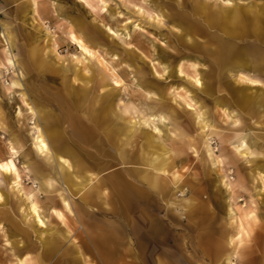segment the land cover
<instances>
[{
  "label": "bare ground",
  "instance_id": "bare-ground-1",
  "mask_svg": "<svg viewBox=\"0 0 264 264\" xmlns=\"http://www.w3.org/2000/svg\"><path fill=\"white\" fill-rule=\"evenodd\" d=\"M129 1L137 11L153 13L152 19L156 23L167 17L173 28L182 27L181 34L176 35L182 41L191 39L190 45L193 48L198 46L197 38L200 36H206L208 33L214 35L208 32V28H213L214 22L220 24L215 32L219 33V61L222 68L248 69V73L238 71L236 77L249 86H235L226 81L229 93L245 103L253 101L264 106L263 92L257 94L255 92L259 88L255 91L251 88L262 84L261 75L257 73L264 74V71L259 69L264 68V63L257 64L247 59L244 47L237 44V40L245 41L249 32L256 37L264 33V3L258 4L257 1L260 0H253L254 3L240 5L237 0H216L230 7L218 6L212 9L208 4L198 2L192 5V11L200 20L190 26L176 16V10L160 0ZM173 1L175 6L183 8V0ZM33 4L35 5V1ZM53 7L57 13L63 9L57 0H54ZM39 24L34 26L33 37L36 41L43 38L45 45L41 51L50 57L53 54L49 46L50 38L47 30ZM80 24L81 21L75 20L76 26ZM136 27L140 28V23L130 27L123 26L120 33L109 30L115 36L126 38ZM68 34L84 54V60L93 62L92 65H84L78 60L79 64H83L79 67L68 59H63L58 64L55 56L40 59L42 66L47 65L45 71H53L59 67L64 71L62 81L54 88L52 98L58 105L62 118L51 108L39 106L42 103L40 100L29 101L21 88L18 75L9 82H2L3 93L9 101H17L16 98H20L14 116L18 121L24 116L32 120L29 126L26 125L28 127L25 129V138L20 132L9 131V156L0 158V205L10 206V209L0 208V229L4 230L6 225L9 234L6 242L12 240L11 246L22 251L16 257L17 264H44L40 253L29 257L26 252L28 248L31 249L30 229L33 228L37 235H40L44 229L39 226L49 225L52 215L61 223H65V212L72 213V205H76L71 198L72 188V191L79 194L82 202L74 209L83 228L88 208L96 204L101 197L103 203L107 204L110 187L117 192V205L125 215L123 225L134 235L137 252L132 248L131 239L117 236L114 232L101 241L89 239L92 243H101L103 251L95 249V246L84 251L73 238L70 244L73 248L72 258L67 264H217L219 261L220 264H254V246L250 241H255L259 231H264V211L253 196H250L248 206L236 203V188L239 185L228 179L223 173V166L229 160L248 165L255 179L264 182V151L260 150L261 138L251 134L246 128L236 127L233 130L235 133L226 139L229 153L216 154L210 144L211 136L219 134L217 127L201 103L198 102V106L194 107L193 120L200 130L198 147L202 145L203 157L215 168L225 200L224 223L215 233V220L210 214L209 197L204 203L192 194L190 198L186 197L177 203L170 201L169 184L181 192L185 191L183 151L195 147L192 146L191 140L184 137L186 131L166 114L165 101L156 97L151 90H146L143 96H133L124 102L118 97L119 94L111 92V89L119 92L124 84L123 79L109 61L97 55L93 49L96 42L87 36V31L78 27L76 30L70 29ZM1 36L5 46L2 49L0 68L18 67L20 76H24L25 68L12 54L14 36L10 25L5 22ZM213 39V36L208 37L202 43L203 47H210L209 42ZM167 48L172 49L173 46L169 45ZM36 50L37 48H34L33 53ZM194 51L197 50L174 55L166 52L161 60L164 68H177L178 74H182L181 68H194L195 83L200 91H205L197 69L201 58L197 56L198 52L193 53ZM87 70L90 71L89 76L84 75ZM109 81L112 86L110 90H106L111 85ZM36 96L44 99L43 95L38 93ZM221 102L220 98H216L215 104ZM222 115L225 120H230L233 126L240 124L239 117L225 111ZM63 123L67 124L64 128L61 127ZM0 126L7 131L1 109ZM15 158L20 160L26 175H31L33 184L28 189L23 186L21 171ZM114 164L125 167H122L123 170H112L105 176L98 177L101 171L108 170ZM94 168H99V173L92 172ZM61 181L67 186L68 192ZM4 188H7L8 192ZM39 194L44 196L43 200ZM159 203L169 204L168 206L174 208V213L166 214L170 226L165 232L162 231V225L166 224V220L158 215ZM15 204L21 213L24 226L13 219L10 210ZM50 228V238H39L42 256L53 254L59 249L60 237L69 239V228L59 230L55 225ZM168 231H171V237ZM20 242L23 243L22 246H18ZM168 242H171L170 248H163V244ZM161 250L164 255H161ZM92 251L94 263L86 255V252ZM129 256L132 258L126 260Z\"/></svg>",
  "mask_w": 264,
  "mask_h": 264
},
{
  "label": "rangeland",
  "instance_id": "rangeland-1",
  "mask_svg": "<svg viewBox=\"0 0 264 264\" xmlns=\"http://www.w3.org/2000/svg\"><path fill=\"white\" fill-rule=\"evenodd\" d=\"M34 1L35 5L33 4ZM57 1L63 6L60 13L54 10V0H0V60L3 59L2 49L5 46L4 39L1 36L3 22H5L10 25L14 36L12 54L22 63L26 72L24 76H20L18 67L13 69L0 68V109L2 111L4 125L7 126V131L0 126V158L9 156V131L14 130L20 132L24 137L25 129L32 121L28 116H24L19 121L14 116L15 109L20 103V98L17 97V101H9L3 93L2 82H9L11 78L18 75L17 78L21 83V88H23V92L29 101L33 100L36 102L40 100L42 103L39 106L43 105L44 108H51L62 118V114L57 108L58 105L52 98L55 92L54 88H57L62 81L64 71L60 67L53 69V71H45L44 68H47V65L46 67L42 66L40 59L44 57L49 59L55 56L58 64L63 59H68L69 62L77 63L79 67L83 64L92 65V60H84V54L72 42L68 34L70 29L76 30L78 27H81L87 31V36L96 42V46H93V49L96 50L97 55L109 61L124 81L119 92L111 89V81H109L111 85L106 90L111 89L112 93L119 94L118 97L124 102L129 101L133 96H143L144 91L151 90L152 93H155L156 97H161L165 101V111L168 117L186 131L184 137L191 140L192 146L195 148H186L183 151L182 160H184L183 165L185 168L182 171L185 172L184 180L186 182L183 186V190L185 191L181 192L174 185L169 184L171 187L170 201L177 203L186 197L190 198L192 194L204 203L209 197L211 206L210 214L215 220L213 229L217 233L219 231L218 228L224 223L225 200L223 198L222 187L219 183V177L215 173V168L210 166L203 157L202 145L198 147L200 130L193 120L194 107L196 108L198 106V102L201 103L202 107L210 113L212 123L217 127L219 134L211 136L210 144L216 154L220 152L229 153L230 149L226 139L235 133L233 130L236 127L246 128L251 134L261 138L260 143L262 148L260 150L264 151V106L253 101L245 103L239 100L236 96L229 93L225 85L226 81H229L230 84L235 86H249L246 82H242L236 77L238 71L248 73V69L241 68L242 70H238L239 68L236 67L222 68V64L219 61L220 40L217 36L219 33L215 32L220 24L214 22L212 24L213 28H208V32L214 35L208 33L206 36H200V38H197L199 42L198 46L193 48L190 45L192 42L191 39L182 41L176 35L181 34L182 27L179 29L173 28L167 17L160 23H156L152 19L154 18L153 13L149 14L147 12L141 13L137 11L129 0ZM160 1L176 10V16L180 17L184 21V24L190 26H194L200 20L199 16L195 15L192 11V5L198 2L206 3L212 9L218 6L230 7V5H225L216 0H183V8L175 6L173 0ZM179 1L181 2V0ZM236 2L240 5L254 3L253 0H237ZM257 3L263 4L264 0L257 1ZM75 20L81 21L80 26L75 25ZM38 23L47 30L50 38L49 46L53 50V54L50 57L45 55L44 51H41L45 45L43 38L36 41L33 37L34 26ZM136 23H140V28H134L130 36L126 38L115 36L109 30L112 29L120 33L123 26L130 27ZM210 36L214 37L209 42L211 46L203 47L202 43ZM237 44L239 47H244L247 59L253 60L257 64L264 63V33L256 37L253 33L249 32L246 40H237ZM169 45L173 46V48L168 49L167 46ZM34 48H37L35 53H33ZM193 49L197 50L193 53L198 52L197 56L199 55L201 58V64L197 69L200 73L199 76H201L205 91H200L195 83L194 76L196 72L194 68H181L183 72L182 74H178L177 68H164L161 60L166 55V52L174 55L181 52L191 53ZM163 50L166 51L164 52ZM78 60H81L83 64H79ZM259 69L264 71V68ZM257 74L261 75L260 79L262 84L251 88L254 91L259 88L255 93L258 94L262 91L264 96V74ZM84 75L89 76L90 71L87 70L84 72ZM75 85L79 86V84ZM34 91L35 97H33ZM37 93L43 95L44 99L38 98L36 96ZM216 98H220L222 102L215 104ZM148 102L152 101L148 100ZM223 111L239 117L240 124L233 126L230 120H225L222 115ZM66 125V123H63L61 127L64 128ZM27 145L24 147V150ZM194 149L198 151L195 152ZM15 160L21 171L23 186L28 189L33 184L31 175H26L27 173L23 170L18 158H15ZM262 160L264 163V158ZM111 167L100 173L98 172L99 168H94L91 171L99 173L98 177H101L112 170H123L122 167H125V165L114 164ZM223 168V173L227 175L228 179L239 185L236 188V203L238 205L248 206L251 199L250 196H253L258 202V206L264 211V182L260 179H255L252 171L250 172L249 170L250 167L229 160L227 164H224ZM62 184L68 192L67 186L64 183ZM4 189L8 192L7 188ZM72 189L71 198L76 205H72V213L65 212V223H61L58 218L52 215L49 225L39 226V228L44 229L40 235H37L36 230L33 228L30 229L29 245L31 249L28 248L26 250L29 257L36 256L40 253L44 264H67V261L72 258L73 248L70 244L73 238H75V243L80 246V249L84 251H86V248L93 246H95V249L103 251L104 249L100 247L101 243H92L91 241L95 239L101 241L103 238L110 236L112 232L117 236L131 239L130 243L133 245L132 248L135 253L137 252L134 235L128 232V227L124 228L125 215L119 210L117 205L119 201L116 197V190H111V187L109 188L110 197L108 198V202H106L107 204L103 203L101 197V199L97 200L96 204L88 208V212L85 214L86 218L84 217L85 223H83L82 228V223H79V218L74 209L82 202L79 194H76ZM39 196L43 200L44 196L42 194H39ZM55 201L58 203L56 198ZM54 204L55 202H53ZM168 205L159 203L160 212L158 215L166 220V224L163 223L162 225L163 232L170 226L166 214L170 215V212L171 214L174 213V210H172L174 208ZM60 206L58 204L59 208H61ZM1 207H8L10 209L8 204L0 205ZM10 211H12L14 221L24 226L21 220V213L17 210L16 204ZM131 217L134 218V215L131 214ZM81 220L83 221L84 219L81 218ZM183 222L185 223V219H183ZM54 225L59 230L69 228V239H62L60 237L61 243L59 249L53 254L42 256V244L39 238H46V240L50 238V233L52 232L50 227ZM167 233L171 237V231ZM263 233V230L259 231L256 240L250 241V244L254 246L252 248L255 257L254 264H264ZM7 235L9 234L7 232V226L5 225L4 230L0 229V264H17L16 257L22 251L11 246L12 240L9 243L6 242ZM14 239L17 240L18 238ZM22 245L23 243L21 242L18 244V246ZM124 246H128V244H124ZM170 246L171 242L163 244V248L169 249ZM86 255L94 263L93 251L86 252ZM161 255H164L162 250ZM130 258L132 257H126V260H130ZM217 264H220V261Z\"/></svg>",
  "mask_w": 264,
  "mask_h": 264
}]
</instances>
